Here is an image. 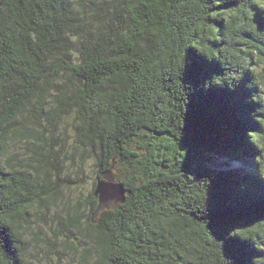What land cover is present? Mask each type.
<instances>
[{
	"label": "trees",
	"instance_id": "obj_1",
	"mask_svg": "<svg viewBox=\"0 0 264 264\" xmlns=\"http://www.w3.org/2000/svg\"><path fill=\"white\" fill-rule=\"evenodd\" d=\"M0 264H264V0H0Z\"/></svg>",
	"mask_w": 264,
	"mask_h": 264
},
{
	"label": "rangeland",
	"instance_id": "obj_2",
	"mask_svg": "<svg viewBox=\"0 0 264 264\" xmlns=\"http://www.w3.org/2000/svg\"><path fill=\"white\" fill-rule=\"evenodd\" d=\"M220 163V161H219ZM123 167L117 166L116 169L113 170V173L115 175V177H117L115 180H118V177H120L121 173H123ZM100 171V169L98 168H93L92 167V161H89L85 167H84V177H82V180L79 181V185L77 187H72L71 189H65L62 188L63 191H61L62 197L63 199L60 201L61 202H57L56 205H49L48 206V210L47 211H38L37 208H35L37 216L40 218L43 222H35V226L37 225V230H35V234L38 235V238L41 239V241L44 240V236H50L53 237L51 235V230L57 229V221H59V223L61 222L62 226L63 224L66 226L69 222V220H67V214L65 212H63V207H62V203L65 201H69L73 204H75L76 202L79 204V210H80V215H79V223H81V225L83 227H85V217L88 216L89 212L88 209L89 207V202H90V191L92 188V183L93 180L95 178V176H97V171ZM74 181L77 180V177H73ZM109 184H113V183H109ZM114 185V184H113ZM108 193H110V195L114 194V190L112 189V185H110V188H108ZM106 204H108L109 209L116 207L118 204V201L116 202L114 199L106 201ZM43 216V217H42ZM63 229H65L63 227ZM66 231H71V233L75 236L77 235V232L69 227L67 225V229H65ZM65 233V231H64ZM79 237V236H78ZM38 242V249L34 250L32 253L35 255V258L38 259L40 258V261L42 263H45L48 259L50 260V256L49 252L47 251V247L41 242ZM59 242V241H57ZM33 245V244H32ZM59 252H67L68 250L64 249L63 250H58ZM66 256L65 254H63L61 257Z\"/></svg>",
	"mask_w": 264,
	"mask_h": 264
},
{
	"label": "water",
	"instance_id": "obj_3",
	"mask_svg": "<svg viewBox=\"0 0 264 264\" xmlns=\"http://www.w3.org/2000/svg\"><path fill=\"white\" fill-rule=\"evenodd\" d=\"M110 185H112V189L114 190V194L110 195V193H108V188H110ZM95 196L98 198V201L100 203L109 201L114 199L116 202H121L122 201V196H123V189L122 186L120 185H113V184H109L107 182L105 183H101L98 182L97 183V187L95 190Z\"/></svg>",
	"mask_w": 264,
	"mask_h": 264
}]
</instances>
